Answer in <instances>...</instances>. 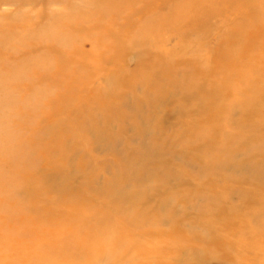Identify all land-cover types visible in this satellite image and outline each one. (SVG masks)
<instances>
[{
  "label": "rangeland",
  "instance_id": "rangeland-1",
  "mask_svg": "<svg viewBox=\"0 0 264 264\" xmlns=\"http://www.w3.org/2000/svg\"><path fill=\"white\" fill-rule=\"evenodd\" d=\"M0 264H264V0H0Z\"/></svg>",
  "mask_w": 264,
  "mask_h": 264
}]
</instances>
